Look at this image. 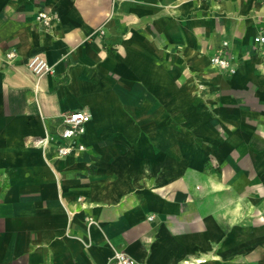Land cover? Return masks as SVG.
Instances as JSON below:
<instances>
[{
    "label": "crops",
    "instance_id": "crops-1",
    "mask_svg": "<svg viewBox=\"0 0 264 264\" xmlns=\"http://www.w3.org/2000/svg\"><path fill=\"white\" fill-rule=\"evenodd\" d=\"M262 29L261 0H0V264H264Z\"/></svg>",
    "mask_w": 264,
    "mask_h": 264
},
{
    "label": "built area",
    "instance_id": "built-area-1",
    "mask_svg": "<svg viewBox=\"0 0 264 264\" xmlns=\"http://www.w3.org/2000/svg\"><path fill=\"white\" fill-rule=\"evenodd\" d=\"M202 3L221 2L222 0H188ZM264 4V0H261ZM44 26H50L51 18L47 13L40 11L36 17ZM257 44H264V29L261 30L254 40ZM8 58L13 57V53L7 54ZM211 64L219 68H228L229 65L225 59L218 57L211 58ZM27 68L36 75L52 72V68L46 63V61L38 55H33L27 62ZM90 119V114L84 110L71 111L62 115V129L58 134L59 143L55 147V153L57 156H66L74 152L84 151V145L80 142V138L84 133L85 125ZM53 142V139L46 135L40 142V146L45 148ZM259 219L264 223V195L261 200L260 208L257 210ZM116 264H135V262L123 253L115 254Z\"/></svg>",
    "mask_w": 264,
    "mask_h": 264
},
{
    "label": "rangeland",
    "instance_id": "rangeland-1",
    "mask_svg": "<svg viewBox=\"0 0 264 264\" xmlns=\"http://www.w3.org/2000/svg\"><path fill=\"white\" fill-rule=\"evenodd\" d=\"M258 33L253 37V42L255 44H257V43L254 40H255V37L258 35ZM260 45H264V44H260ZM222 59H225L227 61L228 65H229L228 68H226V69L219 68V67H215L214 65H212V67L215 68L219 73L221 72V73H225V74H235L236 71H237V69L235 67L236 63L234 62V59L233 58H222ZM257 65L259 67H261V69H262V75L259 74V77H261V76L264 77V58H259L258 59V62H257ZM255 71H257V69ZM257 72L259 73V71H257ZM263 80H264V78H263ZM252 88L254 89L253 90V95H254V98H255V100H254V106L253 107H254V109H260V107L264 104V84L261 85V84H259L257 82H254V86ZM241 91L242 92H240L239 94H237V95H240L239 96V99L237 101H240L242 99H245V97L247 98L249 96L248 90L247 91L245 90L246 93L244 92L243 89H241ZM255 113H259V116L258 117H255V118H258V119L259 118H264V110L259 111V112H256L255 111ZM242 129L244 130L245 128H242ZM247 130L252 131L250 128H248ZM263 130H264V128H263ZM256 131L262 132L260 128H258V130H257V128L255 127L253 129V133L254 134L258 133ZM262 133H264V132H262ZM254 145L260 146L261 144L254 143ZM263 195H264V190L259 195V200H258L259 205H256V207H257L256 209H259L260 208V204H261V200H262Z\"/></svg>",
    "mask_w": 264,
    "mask_h": 264
}]
</instances>
